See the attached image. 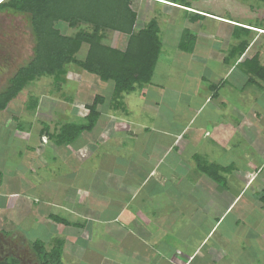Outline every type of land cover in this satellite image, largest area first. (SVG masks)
Segmentation results:
<instances>
[{
    "label": "crops",
    "instance_id": "crops-1",
    "mask_svg": "<svg viewBox=\"0 0 264 264\" xmlns=\"http://www.w3.org/2000/svg\"><path fill=\"white\" fill-rule=\"evenodd\" d=\"M161 2L167 4L165 1ZM189 10L204 14L201 10ZM125 43L122 46L117 43L112 47L123 49ZM195 44L192 52L178 49L188 55L185 72L177 73L179 76L170 79L172 71L169 69L165 79L156 81L153 78L154 69L150 83L132 92L137 100L141 99L142 102H150L155 106L161 104L165 107L168 105L165 103L173 101L175 108L182 102L184 118L176 117L165 126L159 124L158 128H153L151 135L149 128L132 126L130 129L132 124L119 118L131 116L129 110L122 112L121 116H110L112 120L100 111L98 122L107 128V132L103 134L100 133L102 130H98L99 132L91 135L93 129L89 135L94 143H87L85 135L82 134L72 146L68 145L71 150L65 155L66 158L76 160V157H79L78 161L83 162L85 157L98 159L101 144L110 142L105 139H119L110 154L106 151V157L109 161L112 159L114 165H118H115L118 170L114 166L104 168L103 164L101 165L104 170L101 179L108 190L104 194L102 192V196L92 193L88 182L87 188L86 182H83V185L79 184L72 193V186L66 181V192L61 193L58 199H53L54 189L64 188L52 178L48 188L51 190L50 197L42 208H35L37 203L31 201L35 195L31 193H37L43 181V176L38 174L45 168L42 166L46 164L43 156L52 152L50 147L58 149L65 145H56L53 139L55 129L48 127L46 132L44 126L41 127L37 117L39 104L36 106L37 110L34 109L35 114L31 113L34 123H37H30L26 133L23 128L18 129L17 116L0 118V126L8 124L11 127L10 134L18 137L20 141L24 138L28 144L25 152L17 155L18 159L25 160L24 164L28 169L16 171L10 180L11 183L13 181V191L6 190L5 186L8 188V184L3 179L0 167V264H38L37 255L30 250L25 236L29 228L41 233L39 242L44 245L46 251L50 250L51 234L60 232L61 237L57 240L63 238V241L68 238H73L74 241L77 236L75 244L79 250L84 254L95 252L93 255L98 260H90V264H233L240 261L239 253H228L229 240L218 238V223L228 211L232 213L244 199L246 206L250 205L248 208L251 209L243 207L233 214L237 221H243L246 213L256 215L252 212L256 206L261 214L264 207V119L260 117L264 110L256 105L257 99L254 97H258L259 93H254V97L243 94L244 88L250 84L263 88L264 81L248 78L246 69L238 65V62L249 58L246 56L247 50L236 61H226L228 49L225 55L219 54L220 56H215L213 60L211 53H208L207 57L197 54ZM162 50L161 48L160 56L164 55L173 67L171 60L178 57L177 46L173 55L168 52L164 54ZM209 58L214 63L207 64ZM194 64L203 66L210 74L204 76L200 71H194L191 68ZM220 65L224 68L219 70ZM235 71L239 72L237 78H240V83L236 86L233 82L229 88L224 87L225 84L229 85L228 80ZM209 86H214V91H210ZM168 93H177L176 101L171 95H167ZM233 97L235 98L232 99ZM242 97L247 100H242ZM260 98L262 100L259 103L264 105V97ZM148 105L147 103L146 108ZM229 107L235 111L234 114L237 113V119L228 116ZM118 110L113 109V113H118ZM151 115L148 113V122L154 125L155 117ZM247 129L250 136L247 135ZM120 132L124 134L119 135ZM151 137L157 138V152L151 148L146 149ZM135 139V153L138 155L132 161L128 157L127 147L130 146L127 142H135ZM236 142H240L241 147L244 145L245 149L241 151L238 144L231 146V151L229 144ZM88 148H91V151ZM228 151L233 154L230 155ZM195 156L207 165L222 168V182L217 183L200 172L194 160ZM58 159L60 160L58 154H52L49 163L51 168L57 165ZM82 166L81 164L77 169H82ZM188 173H195V179H190ZM199 173L201 175H198ZM250 189V196L246 197ZM218 208L220 213L216 217L215 211ZM102 211L110 212L108 215ZM50 216H58L70 224H56L49 219ZM30 218H33V221ZM201 218L207 226H201L199 231L198 221ZM92 229H97L95 236ZM80 242L86 244L81 248Z\"/></svg>",
    "mask_w": 264,
    "mask_h": 264
},
{
    "label": "rangeland",
    "instance_id": "rangeland-1",
    "mask_svg": "<svg viewBox=\"0 0 264 264\" xmlns=\"http://www.w3.org/2000/svg\"><path fill=\"white\" fill-rule=\"evenodd\" d=\"M157 1L158 0H156V2L154 0H134L133 7L138 14L137 27H143V25L152 18H155L157 20L158 25L161 29L160 39L162 42V52L164 51V54L168 52V54L173 55L174 51L176 50V46L178 47L179 45L181 37H184L186 31H189L196 35L197 38L195 44L196 53L205 55L206 57L208 53H211L214 56L212 58L214 60L216 58L215 56H220L219 54L225 55V51L227 49L230 51V49L237 44L238 40L234 38L233 32L234 30H236V32H241L236 28V26H242L252 32H250V34H248L247 36L249 47L247 49L246 56L250 58L257 52L259 53V56L261 55V63H264V3L262 1L185 0V2L189 4L190 8H192L193 10H201L204 12V14H201L204 17L195 22L192 21L188 16H186V13L182 10V8H176L174 6L162 4L161 1L165 0H159L158 2ZM178 1L181 2L182 0ZM190 12L191 11H189V15L191 16ZM218 17L223 18L224 20H221ZM233 22L234 24H231ZM60 25H62L61 30H63L65 34L70 35L75 33V30L67 28L64 24ZM82 27L86 28L85 26ZM125 39L126 36L123 34L109 32L106 34L105 43L110 44L111 46L115 44L117 45V43H119V46H122L125 43ZM33 43V37L26 16L10 14L6 12L0 13V92L6 88L9 79L14 75L15 71L30 60L33 54ZM86 51L87 45H83L78 52L77 57L79 59H82L85 56ZM176 51H178V48ZM177 53L178 57L171 60V63H173V67L169 65L168 60L164 58V55L159 56V60L156 65L157 69L155 68V77H153L156 81H159V79H165L169 69H171L172 71L170 73V79L172 77L175 79L177 76H179L177 73L181 74L182 72H185V63L188 60V55H184L180 51L176 52V54ZM211 63L214 62L210 59L207 64L210 65ZM191 68L194 71H200L204 76L210 74L201 65L194 64ZM223 68L221 65L219 66V70ZM241 68L246 69V66L244 65ZM238 70L241 71L240 69ZM237 75L239 76V72L235 71L228 80L229 85L225 84L224 87L229 88L233 82L237 86L240 83V78H237ZM186 78L187 77H185V79ZM248 78L251 77L248 76ZM52 82V78L45 77L34 81L26 88L22 89V91L7 105L5 111L3 113H0V118H10V115L17 116L19 119L18 129L23 128L26 133L28 127L30 126V123L35 125L37 123H34V118L32 115L35 114L37 107L34 111H30L27 108L33 100V102L39 104V111L41 110L40 112H37L38 122L41 124V127H49L51 130L55 129L56 133H59L62 131L61 128L64 125L72 123L79 124L84 122V117L87 114V110L84 109V106L86 104H91L94 97L97 95L104 98V103L102 106L100 105L98 107V110L101 111L102 114L107 115L109 120H112L110 117L112 115L115 116L119 114V116H121L120 114H122V112L119 110L118 113H113L114 103L111 99L113 86L112 83H104L100 81L96 76L90 75L74 66H69L65 80L61 84V90L56 91ZM224 92L228 93L227 91ZM229 93H231L230 90ZM254 93H259L258 97H254ZM172 94L168 93L167 95H171V98L175 99L176 101V97H178V94ZM243 94H249L252 97L256 98L257 107L259 106L264 110V105L262 103H259V101L262 100L260 96L264 97V87L258 88L257 85L250 84L244 88ZM135 96L136 95L134 93H129L127 95L124 94L123 100H121L123 104L122 107H124L126 110H129L131 116H129L128 118L121 116L119 118L125 119V121H127L128 123H131L132 125L129 126L130 129L133 128L132 126H144L149 128L148 131H151V135H153V128H158L159 124L165 126L167 122H170L176 117H185V110L182 102L180 103L179 107L175 108L173 105V101L170 103H165V105L168 104L165 107L161 104H159V106H155L154 104L147 102L149 104V108L147 107V109V103L142 102L141 99L137 100ZM234 96H236V94ZM234 98L235 97H233L232 99ZM242 98V100L244 101L247 100L245 97ZM183 99L184 98L182 97L181 101H183ZM70 100H72L71 103L69 102ZM228 112V116L233 119H237V113L234 114L235 111H233L232 108L229 107ZM148 113H150V115L153 113L151 117H155L154 125L148 122ZM260 117L264 119V113L261 114ZM96 125L97 126L94 128V131L91 133V135H94L100 130H102L100 133L103 134L105 133V131L107 132V128L105 129V126L102 125L101 122H98V124ZM120 127L123 126L120 125ZM120 127L118 126V128L121 130L122 128ZM169 127L174 128V126ZM262 130L263 129L261 127V131ZM10 132L11 127L8 124H1L0 167L2 168L3 179L4 181L6 180V184H8V188L5 186L6 190L13 191V181L11 183L10 180L13 178L16 171H25L28 169L24 164L25 160H20L17 156L21 152H25L26 146L28 144L24 138H22L23 141H20L18 137L10 134ZM83 134L85 135L87 143L92 144L95 142L90 138V133ZM122 134L124 133H119V135ZM241 134H243L242 131ZM247 135L250 136L248 129ZM1 138H3V140H1ZM118 138H120V136ZM105 140L110 142L101 144L102 149L98 154V159L85 157L83 162L78 161L79 157H76V160L66 158L67 154L71 150V147L68 145H62L64 147H59L58 149H56V147H50V150H52V152L43 156V160L46 162V164L42 166H44L45 168L43 171L38 172L39 175L43 176V181L40 189L36 191L37 193H31V195H35L32 196L31 201L37 203L34 205V207L36 208L38 206L42 208V206H44V203H46L45 201H47L48 197H50L51 190H48V188L51 185L50 179L52 178H55L56 182H59L58 184L62 185L63 188L68 182H70L69 185L71 184L72 186V193L76 191L79 184L83 185V182H86L85 188H87L88 182L89 186H91L90 191L92 193H96L98 196H102L106 191H108L105 187L103 179H101V176L104 172V170L101 168V165L103 164L104 168L106 166H114L116 170H118V168L116 167L118 165L115 164V166L114 161H112V159L109 161L108 157H106V151L108 150L110 154L119 139L112 137L110 140ZM148 141V147L146 146L147 148H145H151L154 152H157L159 150L157 138L151 137L148 139ZM136 144L137 139H135V142H127V145L130 146V148L127 147V150H129L128 157L130 158V160L132 159V161L138 155L137 153H135V151L137 150L135 148ZM238 144L240 145L239 147L241 151H243L245 149V146L242 145L243 147H241L240 142H236L234 144L231 143L228 147L232 151V147ZM72 145L73 144H71V146ZM88 150L91 151V148H88ZM231 151H228L230 155L233 154V152ZM52 154H58L60 160L58 159L59 162H57V165H54L51 168V165L49 163L52 160ZM81 164L83 165V170L81 168L77 169L81 167ZM85 170L86 172L84 173ZM43 173L45 175H43ZM49 175L51 178L49 177ZM187 175L188 177H190V179H195L196 177L195 173H188ZM198 175H201V173H199ZM38 177L39 176H37V178ZM66 190L67 189L65 188H59L58 190L54 189L55 197L52 198L58 199L60 197L59 195L66 192ZM249 192H251V189L245 195L246 197L250 196ZM101 206L103 205L101 204ZM243 207L251 209L248 208L250 207V205L246 206L244 199V201L242 200V202L237 205L232 213L228 211L222 217V219L218 223V225H220L219 230L217 231V233L219 234L218 238L229 240L230 245L228 246V253L232 255L236 252L239 253L238 258L240 261H235L233 264H264V207H262L263 210L261 211V214L256 206V208L252 210V212L256 215H249V213H246L243 216V221H237L233 214L237 213L238 210ZM102 212L109 215L110 211L108 213H106L105 211ZM215 213L216 217H218V214L220 213L219 208L215 211ZM202 219L203 218L198 221V226L200 227L199 231L201 229V226H207V223L205 221L203 222ZM30 220L33 221V218H30ZM92 233L95 236L97 234V229H92ZM186 235L190 236V234ZM25 236L27 239V243H29L30 245V250L32 252H35V250H37V247L34 244L40 241L41 233H38V231L29 228ZM59 237H61L60 232H56L55 235H49V241L51 242V245L49 246L50 249L54 246L53 244L57 239H59ZM69 239L70 238L63 241V238H61L63 245L65 242L64 247L62 246V264H90V260H98L97 257L93 255V253L95 252L84 254L83 251L77 248V245L75 244V239H77V236L74 238V241H72L73 238L70 239V241ZM96 243L99 244L98 242ZM80 244L82 245L80 246L82 248L86 243L83 242L82 244V242H80ZM28 264L34 263L29 262ZM195 264L199 263L195 262Z\"/></svg>",
    "mask_w": 264,
    "mask_h": 264
},
{
    "label": "trees",
    "instance_id": "trees-1",
    "mask_svg": "<svg viewBox=\"0 0 264 264\" xmlns=\"http://www.w3.org/2000/svg\"><path fill=\"white\" fill-rule=\"evenodd\" d=\"M165 1L181 7L186 16L194 22L204 17L196 12H190V16L188 11L190 5L185 0ZM260 1L264 3V0ZM133 4L134 0L0 1V13L27 17L34 41L32 57L15 71L6 88L0 92V112L6 109L22 89L38 79L50 77L55 90H61L69 66H74L96 76L104 83H112L113 109L125 113L126 109L122 107L121 101L123 95L150 83L162 48L157 20L152 18L142 28L137 27L138 14ZM60 24L75 30V33L65 34ZM236 28L241 31L233 32L238 42L228 52L226 61H236L249 47L247 36L251 31L244 27L236 26ZM109 32L126 36L123 49H116L105 43L106 34ZM195 39L191 32L186 31L177 48L183 52H192ZM83 45H87V51L85 56L79 59L77 54ZM238 65L242 67L245 65L248 76L252 79L264 81V65L260 62L259 53L238 62ZM213 87L209 86L210 91H214ZM103 103L104 98L97 95L91 104H86L84 109L87 110V114L84 122L64 125L62 131L53 136L56 145L74 144L83 133L93 131L101 115L98 107ZM36 106L37 104L32 100L27 108L33 111ZM44 130L47 132L48 127L44 126ZM194 160L200 172L217 183L222 182V168L217 165H207L197 156ZM262 199L264 205V196ZM49 219L56 224H70L56 216H50ZM34 245L37 247L35 253L38 263L62 264L61 240H56L49 251L45 250L41 242Z\"/></svg>",
    "mask_w": 264,
    "mask_h": 264
},
{
    "label": "bare ground",
    "instance_id": "bare-ground-1",
    "mask_svg": "<svg viewBox=\"0 0 264 264\" xmlns=\"http://www.w3.org/2000/svg\"><path fill=\"white\" fill-rule=\"evenodd\" d=\"M163 4H165V3H163ZM167 5H170V6H174V5H172V4H168L167 3ZM174 7H178V5L177 6H174ZM179 8V7H178ZM255 30V29H254ZM256 31H259V30H256Z\"/></svg>",
    "mask_w": 264,
    "mask_h": 264
},
{
    "label": "clouds",
    "instance_id": "clouds-1",
    "mask_svg": "<svg viewBox=\"0 0 264 264\" xmlns=\"http://www.w3.org/2000/svg\"><path fill=\"white\" fill-rule=\"evenodd\" d=\"M190 11V10H189Z\"/></svg>",
    "mask_w": 264,
    "mask_h": 264
}]
</instances>
